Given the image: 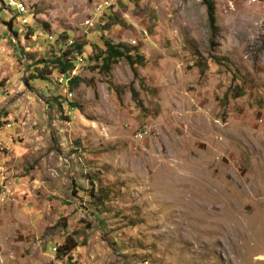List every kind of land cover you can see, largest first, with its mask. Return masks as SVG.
I'll use <instances>...</instances> for the list:
<instances>
[{
    "label": "rangeland",
    "instance_id": "obj_1",
    "mask_svg": "<svg viewBox=\"0 0 264 264\" xmlns=\"http://www.w3.org/2000/svg\"><path fill=\"white\" fill-rule=\"evenodd\" d=\"M11 1L0 264H264V0H216L214 33L203 0ZM105 40L145 57L103 70Z\"/></svg>",
    "mask_w": 264,
    "mask_h": 264
},
{
    "label": "trees",
    "instance_id": "obj_2",
    "mask_svg": "<svg viewBox=\"0 0 264 264\" xmlns=\"http://www.w3.org/2000/svg\"><path fill=\"white\" fill-rule=\"evenodd\" d=\"M0 1H1V4L4 5V7H10L7 4V0H0ZM203 2L206 4V7H207L208 18H209V23H210V27H211L210 30L214 33L216 31V29L218 28V25H217V12H216V0H203ZM13 18H11V20H8L6 23L13 30L14 33H18V29L14 28L12 26ZM29 30H30L29 32H32L33 29L29 28ZM105 45L106 46L104 48V51L100 55V57L103 59V63L101 65V68L103 70L110 69L111 64L113 62L118 61V59L120 57H122V56H126L128 58V60L132 64H135L137 61H142L144 59V57H145L140 52H137L134 55H132L130 53V51H129V48H128L127 44L124 43V42L112 43V42H110L108 40H105ZM75 46H76L77 49L81 50V44L79 42L75 43ZM66 53H67V51L62 52L63 55H65ZM55 58L57 59L56 62L59 65L61 74L65 75L66 77L69 76L68 81H70V83H71V88L74 87L81 80V77L79 75H77V74L72 75L70 77V71L75 66L74 60H72L71 57H68V58H66V61H64V60H62L63 59L62 56H56ZM41 69L45 70L44 71L45 73H41V70H40L39 66H36L34 72L30 73L29 76H25L24 81H25V84L29 88L32 86L29 80H35L37 78L50 79V75L49 74L52 73V69L48 68V62L47 61L44 63V66ZM42 74H47V75L42 76ZM57 97H55L53 99L56 101V103L61 108H63L64 103H66L67 107H71V108L80 106L78 101H76V100H74L72 98H69L67 96H64L61 99H58ZM64 117L68 118V115L65 114ZM2 123H3V120L1 119V115H0V127H1ZM89 181H90L91 185H93L94 180L92 178H89ZM91 194H96V196H100L101 195L97 191L93 192V189L91 190ZM55 248H56V252L64 254L65 253L64 248H66V244H64V243L57 244L55 246Z\"/></svg>",
    "mask_w": 264,
    "mask_h": 264
},
{
    "label": "built area",
    "instance_id": "obj_3",
    "mask_svg": "<svg viewBox=\"0 0 264 264\" xmlns=\"http://www.w3.org/2000/svg\"><path fill=\"white\" fill-rule=\"evenodd\" d=\"M103 4H106V5L109 4V5H110L111 2H110V0H104V1H103ZM103 4H101L100 7H101ZM11 5L16 6V9L19 10L21 13H22L23 11H26V10H27L25 4H24L22 1H20V2H14V1H11L10 4H8V6L11 7ZM63 78L66 79V80L68 81L69 76H68V77H64V76H62V77H61V80H62ZM72 94H73V91H70L68 95H72Z\"/></svg>",
    "mask_w": 264,
    "mask_h": 264
},
{
    "label": "clouds",
    "instance_id": "obj_4",
    "mask_svg": "<svg viewBox=\"0 0 264 264\" xmlns=\"http://www.w3.org/2000/svg\"><path fill=\"white\" fill-rule=\"evenodd\" d=\"M64 77H66L65 75H63ZM72 91V90H71Z\"/></svg>",
    "mask_w": 264,
    "mask_h": 264
},
{
    "label": "bare ground",
    "instance_id": "obj_5",
    "mask_svg": "<svg viewBox=\"0 0 264 264\" xmlns=\"http://www.w3.org/2000/svg\"><path fill=\"white\" fill-rule=\"evenodd\" d=\"M261 257H264V256H261Z\"/></svg>",
    "mask_w": 264,
    "mask_h": 264
}]
</instances>
